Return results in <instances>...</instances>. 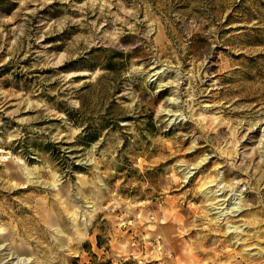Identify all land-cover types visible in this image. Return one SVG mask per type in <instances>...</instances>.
I'll return each instance as SVG.
<instances>
[{
  "label": "rangeland",
  "instance_id": "374dc122",
  "mask_svg": "<svg viewBox=\"0 0 264 264\" xmlns=\"http://www.w3.org/2000/svg\"><path fill=\"white\" fill-rule=\"evenodd\" d=\"M108 263L264 264V0H0V264Z\"/></svg>",
  "mask_w": 264,
  "mask_h": 264
},
{
  "label": "bare ground",
  "instance_id": "6f19581e",
  "mask_svg": "<svg viewBox=\"0 0 264 264\" xmlns=\"http://www.w3.org/2000/svg\"><path fill=\"white\" fill-rule=\"evenodd\" d=\"M187 178V177H186ZM221 190V189H220ZM217 192H219V191H217ZM221 195H223V194H221ZM221 195H218V196H221ZM231 197V196H230ZM229 200H231V199H229ZM221 201V200H220ZM225 201H226V199H225ZM228 201V200H227ZM233 205H235L234 203H232ZM232 207V206H231ZM226 208V207H225ZM217 210V209H216ZM223 210V209H222ZM240 210V207L239 206H236L235 208H229V209H227V211L226 212H224V213H221V211L220 212H218V213H215L216 214V217L214 218V220H215V222L216 223H218V224H221L222 223V221H225L226 220V217L227 216H230V215H233V216H235V214L236 213H238V211ZM226 233H228L230 230H232L231 232H229V233H232V234H235V233H238V230H239V228H234V227H231V226H226ZM228 233V234H229ZM237 237V236H236ZM236 237L234 238V240H235V244L237 243V239H236Z\"/></svg>",
  "mask_w": 264,
  "mask_h": 264
},
{
  "label": "trees",
  "instance_id": "16d2710c",
  "mask_svg": "<svg viewBox=\"0 0 264 264\" xmlns=\"http://www.w3.org/2000/svg\"><path fill=\"white\" fill-rule=\"evenodd\" d=\"M92 52H101V49H100V48H97L96 50H93ZM120 59H122L121 54H115V55L112 56L109 60H106V61L104 62V63H105L104 66H102L104 63H103V64H98V66H99L100 68H102L103 70L107 71V72H112V71H114L115 66L118 65ZM88 61H89L88 59H81V60H79L78 62H79V63H87ZM94 139H95V138L92 137V138H90L89 140H90V141H93ZM97 247H98V248L101 247L99 242H97ZM94 257H95V256H93V258H94ZM108 264H109V263H108Z\"/></svg>",
  "mask_w": 264,
  "mask_h": 264
}]
</instances>
